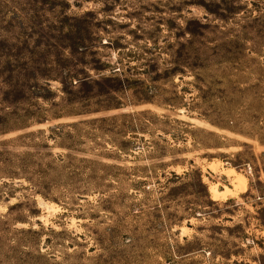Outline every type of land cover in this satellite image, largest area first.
I'll return each instance as SVG.
<instances>
[{
	"label": "rangeland",
	"instance_id": "1",
	"mask_svg": "<svg viewBox=\"0 0 264 264\" xmlns=\"http://www.w3.org/2000/svg\"><path fill=\"white\" fill-rule=\"evenodd\" d=\"M0 264H264V0H0Z\"/></svg>",
	"mask_w": 264,
	"mask_h": 264
},
{
	"label": "bare ground",
	"instance_id": "2",
	"mask_svg": "<svg viewBox=\"0 0 264 264\" xmlns=\"http://www.w3.org/2000/svg\"><path fill=\"white\" fill-rule=\"evenodd\" d=\"M228 173L231 176L236 175V172H235L234 169H230ZM236 176L237 177H235L233 179L234 188L236 190L241 188L243 191H245L246 190L245 185H243V187H241L243 182H245V178L242 175H239V174H237ZM235 189L229 188L227 191H225V190L221 191V190H219V188L216 185L210 187V191H211L213 197H215V198H218L220 195H225L226 192H230V193L234 194V192H235L234 190Z\"/></svg>",
	"mask_w": 264,
	"mask_h": 264
}]
</instances>
